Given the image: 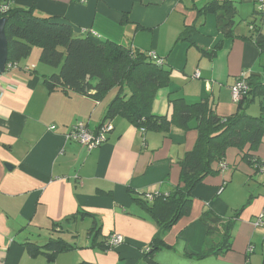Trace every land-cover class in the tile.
<instances>
[{
    "label": "crops",
    "instance_id": "0c3cea01",
    "mask_svg": "<svg viewBox=\"0 0 264 264\" xmlns=\"http://www.w3.org/2000/svg\"><path fill=\"white\" fill-rule=\"evenodd\" d=\"M210 0H0L9 7H34L43 15L68 22L77 34L97 36L155 52L172 68L171 83L157 91L152 115L171 118V100L188 104L207 101L220 117L236 112L231 88L245 73L264 78V53L245 39L241 26L234 38H223L214 14L200 10ZM237 22L255 20V0H232ZM128 22L121 24L124 14ZM1 18V17H0ZM240 19V20H239ZM239 20V21H238ZM138 24L147 30L137 29ZM186 26L195 27L192 42L178 41ZM248 30V32H247ZM264 33V32H263ZM248 38V37H247ZM221 42L214 57L205 51ZM0 78V264H151L145 257L158 232L155 221L132 199L127 189L169 193L180 183V161L193 150L198 130L171 124L168 129L141 131L124 117L111 120L114 129L101 146L89 149L66 139L70 127L82 123L96 131L103 123L114 91L103 101L88 96L48 92L42 76L53 68L39 61V51ZM28 67L34 68L28 72ZM199 72L200 77H196ZM264 154V145L259 152ZM264 156V155H263ZM227 171L209 176L194 190L191 213L181 218L162 238L171 248L154 254L157 264H264V174L254 173L238 150L227 153ZM238 181L237 193L230 184ZM227 183V184H226ZM224 185L222 191L218 190ZM235 186V185H234ZM228 188V189H227ZM252 189V190H251ZM245 208L234 220L235 210ZM85 216L67 222L69 216ZM206 211L220 217L212 236L201 220ZM102 226L98 242L120 234L124 243L109 250L92 247L80 228ZM233 221L229 249L205 257L226 221ZM65 221V222H64ZM73 239L77 248L57 255L31 257L28 242L45 243L52 236ZM88 227V228H89ZM63 232H60V231Z\"/></svg>",
    "mask_w": 264,
    "mask_h": 264
},
{
    "label": "trees",
    "instance_id": "16d2710c",
    "mask_svg": "<svg viewBox=\"0 0 264 264\" xmlns=\"http://www.w3.org/2000/svg\"><path fill=\"white\" fill-rule=\"evenodd\" d=\"M255 4V20L249 21L250 33L243 38L254 41L263 54L264 13L258 10L257 0ZM198 12L202 15L216 16L218 31L223 38L238 36L235 32L239 24L236 20L238 14L236 2L210 0ZM128 15L126 13L123 15L122 25L128 22ZM0 17L7 19L5 32L9 52L4 74L19 66L21 61L28 59L37 47L40 63L55 70L49 75L42 76L48 92L61 91L65 94H78L91 97L96 101H103L114 91L115 94L107 107L101 125L112 124L111 120L121 116L128 119L139 130L145 129L147 132L165 130L171 124L189 128L195 121V128L199 134L193 150L180 161L179 185L169 193L138 192L131 188L127 189L132 199L158 226L151 248L145 253V257L151 264H157L153 260L157 251L173 248L166 244L162 234L191 213L193 192L196 187L202 185L207 177H216L228 168L231 169L225 163L230 149L238 150L242 161L250 165L254 173L262 172L264 154L260 155L259 152L264 145V78L261 75L254 73L246 77L249 89L243 98L236 102V112L229 117L218 116L207 101L188 104L184 99L170 101L173 106L171 118L154 116L152 104L157 91L171 83L172 68L166 64L165 59L160 57V59H154L150 55L151 52L103 39L91 31L77 34L68 22L40 14L34 7H9L6 12L0 10ZM138 28L142 31L147 30L139 24ZM194 31L195 27L186 26L180 33L178 41L192 42ZM220 46L221 42L205 53L212 58L217 54ZM27 70L33 72L34 68L28 67ZM256 101L259 103L257 115L249 114L248 111ZM225 165L226 169L223 167ZM223 187L224 185L218 190L221 192ZM244 208L245 205L235 210L232 218L235 220ZM85 216L95 217L85 211H78L65 221L66 223L76 221ZM201 220L208 227V234L211 236L214 229L221 223L220 217L212 214V211L204 212ZM232 224L231 220L224 223L221 234H218V246L215 247L216 241L213 245L208 241L206 244L209 248L196 256L202 258L211 254L212 251L214 254H219L228 250L231 245ZM60 226L61 223L53 225L52 236L45 243L28 242L25 245L28 254L33 258L43 255L49 261H53L60 253L76 249L77 234L73 239H66L60 235L54 236L53 233L57 232L56 227ZM101 230L102 226L95 220L88 228L87 234L90 239L92 237V247H98L101 250L112 249L108 245L110 236L98 242Z\"/></svg>",
    "mask_w": 264,
    "mask_h": 264
},
{
    "label": "built area",
    "instance_id": "2783aa9c",
    "mask_svg": "<svg viewBox=\"0 0 264 264\" xmlns=\"http://www.w3.org/2000/svg\"><path fill=\"white\" fill-rule=\"evenodd\" d=\"M82 3H86L87 0H81ZM257 8L262 13H264V0H257ZM9 9V6L4 3H0V10L1 12H6ZM150 55L154 59H160L155 52H151ZM4 75V74H3ZM199 72L196 73V77H199ZM247 75L243 73L234 86L231 88V97L234 102H239L244 94L248 91V84L246 81ZM2 78V75H0ZM2 95V90H0V98ZM113 130V125L110 123H106L98 127L96 131H91L87 128L86 125L79 123L71 127L70 131L66 135V139L68 140H75L80 144L86 146L89 149L101 146L107 140V134H109ZM141 133H145V129L140 130ZM226 169V165L223 166ZM261 173H264V167L261 169ZM256 225L259 227L264 228V217L261 215ZM124 237L120 234L111 235L108 238V245L112 248L119 246L120 244L124 243Z\"/></svg>",
    "mask_w": 264,
    "mask_h": 264
},
{
    "label": "rangeland",
    "instance_id": "374dc122",
    "mask_svg": "<svg viewBox=\"0 0 264 264\" xmlns=\"http://www.w3.org/2000/svg\"><path fill=\"white\" fill-rule=\"evenodd\" d=\"M240 20V19H239ZM238 20V21H239ZM239 25L241 26V32L242 33H246V29H249V25L245 22V21H243V22H241V23H239ZM247 32H248V30H247ZM263 32H264V29H263ZM246 36H248V33H247V35ZM39 51V49L36 47V48H34V50H33V52H32V54H31V56L30 57H33L34 55H36V53ZM53 71H55V70H53ZM258 111H259V103L256 101V103L253 105V106H251V108H250V110L248 111V113L249 114H256L257 115V113H258ZM253 112H255V113H253ZM74 125H76V124H74ZM74 125H72V126H74ZM71 126V127H72ZM71 127H70V129H71ZM72 141H75V140H72ZM75 142H77V141H75ZM259 175H262V173L261 174H259ZM238 181H235L234 182V184L232 185V184H230V190H231V192L230 193H237V191H239V190H241L240 189V186H238ZM235 185V186H234ZM228 189V188H227ZM258 189H260L262 192H264V188L263 187H261V186H259L258 188H257V190ZM252 190V189H251ZM264 198V197H263ZM89 222H87L86 224H85V226H83L82 225V227L79 229L80 231L79 232H81V235H80V240H81V242L82 243H84V239H85V237H86V229L88 230V227L89 226H86L87 224H88Z\"/></svg>",
    "mask_w": 264,
    "mask_h": 264
},
{
    "label": "water",
    "instance_id": "95a60500",
    "mask_svg": "<svg viewBox=\"0 0 264 264\" xmlns=\"http://www.w3.org/2000/svg\"><path fill=\"white\" fill-rule=\"evenodd\" d=\"M7 19L0 18V75H3L8 63V40L5 32Z\"/></svg>",
    "mask_w": 264,
    "mask_h": 264
}]
</instances>
